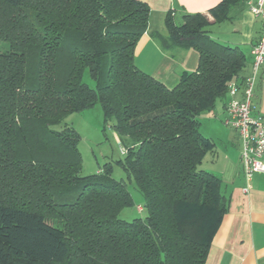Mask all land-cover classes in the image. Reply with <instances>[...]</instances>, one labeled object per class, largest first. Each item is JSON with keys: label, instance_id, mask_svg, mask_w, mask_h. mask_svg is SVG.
<instances>
[{"label": "trees", "instance_id": "16d2710c", "mask_svg": "<svg viewBox=\"0 0 264 264\" xmlns=\"http://www.w3.org/2000/svg\"><path fill=\"white\" fill-rule=\"evenodd\" d=\"M242 2L219 0L180 22L166 14L159 45L198 56L167 87L134 62L145 1L0 0V264H205L228 200L201 167L214 142L199 116L249 74L246 53L208 26ZM96 103L126 151L119 162L144 218L118 217L132 197L107 164L81 174L65 117Z\"/></svg>", "mask_w": 264, "mask_h": 264}, {"label": "crops", "instance_id": "0c3cea01", "mask_svg": "<svg viewBox=\"0 0 264 264\" xmlns=\"http://www.w3.org/2000/svg\"><path fill=\"white\" fill-rule=\"evenodd\" d=\"M142 1L148 4L150 11L147 30L135 46L134 62L141 70L172 87L183 72L196 68L197 51L188 46L159 45L153 33L167 35L164 19L169 11L174 18L181 19L183 13L206 11L219 0ZM229 16L220 23L209 24V34L246 53L248 74L252 63L250 50L261 36L262 20L250 12L246 2L234 6ZM227 99L218 100L213 110L205 112L209 115L205 117L208 120L206 129L214 134L202 133L213 140L214 149L205 155L201 167L221 180V192L228 200V209L212 238L205 264H264V172L254 173L251 188L243 191L245 179L238 134L224 124ZM251 108L252 115L260 116L264 122V63L255 78Z\"/></svg>", "mask_w": 264, "mask_h": 264}, {"label": "rangeland", "instance_id": "374dc122", "mask_svg": "<svg viewBox=\"0 0 264 264\" xmlns=\"http://www.w3.org/2000/svg\"><path fill=\"white\" fill-rule=\"evenodd\" d=\"M174 20L175 22H180L179 17L174 18ZM83 82L90 88L95 87V81L87 69L83 73ZM205 117H209L205 112L199 116L200 133L214 134L209 129H206L208 120ZM65 122L72 126L79 135L78 149L82 158L81 174L89 175L95 173L98 168H102L107 164L111 167L113 178L118 181L122 180L132 197V204L122 208L118 217L126 221L144 218L145 211H138L137 209L138 205L144 206L143 196L136 188L133 179L127 176L119 162L123 159L120 138L109 124H103V115L99 103L83 111L68 114L65 117ZM51 222L55 224L54 220Z\"/></svg>", "mask_w": 264, "mask_h": 264}, {"label": "built area", "instance_id": "2783aa9c", "mask_svg": "<svg viewBox=\"0 0 264 264\" xmlns=\"http://www.w3.org/2000/svg\"><path fill=\"white\" fill-rule=\"evenodd\" d=\"M250 12L262 20V31L259 40L252 45L251 70L241 83L231 82L228 85V99L225 104L227 117L224 124L237 131L240 142V160L245 179L243 191L251 188L254 173L264 172V122L260 116H253L251 98L255 78L260 66L264 63V0H246ZM121 147V154H125ZM138 210L141 207L138 206Z\"/></svg>", "mask_w": 264, "mask_h": 264}]
</instances>
